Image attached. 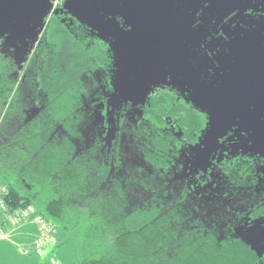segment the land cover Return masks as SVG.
I'll return each instance as SVG.
<instances>
[{
    "label": "trees",
    "instance_id": "16d2710c",
    "mask_svg": "<svg viewBox=\"0 0 264 264\" xmlns=\"http://www.w3.org/2000/svg\"><path fill=\"white\" fill-rule=\"evenodd\" d=\"M58 10L24 68L0 42V185L8 208L43 199L37 216L55 232L83 229L80 264L264 262L242 239H221L193 221L185 207L191 188L174 183L179 153L204 116L171 93L145 103L136 119L128 106H111L110 45Z\"/></svg>",
    "mask_w": 264,
    "mask_h": 264
},
{
    "label": "flooded vegetation",
    "instance_id": "af4514ba",
    "mask_svg": "<svg viewBox=\"0 0 264 264\" xmlns=\"http://www.w3.org/2000/svg\"><path fill=\"white\" fill-rule=\"evenodd\" d=\"M76 1L78 5L84 2ZM112 1L95 0V4L100 12L99 20L117 39L129 44L139 56L140 63L130 67V79L136 77L138 69L145 66L144 60L148 58L161 62L180 82L197 90V87L189 85L187 74L181 69L173 70L164 57L166 29L169 26L166 19L170 16L179 39L177 57L182 65L190 69L194 78L201 83L218 89L233 88L232 91L223 93L230 97L231 108L226 112V116L214 125L207 112L197 109L171 88H156L146 96L144 104L161 94L171 93L189 109L205 118V123L192 131L191 143H186L180 151L175 171L179 172L178 162L183 156H187L192 162L197 158L193 164L194 178L202 175L201 165L205 162L209 172L217 169L228 170L234 175L236 184L248 182L256 169L264 165V156L260 153H244L242 150L232 155L236 145L233 130L239 122L253 127L259 139V146L264 149V0ZM74 2L75 0H62L60 5L62 8L59 10L56 8L59 12L57 16L63 17L66 21L69 19L70 25L72 20H76L89 30L93 39L105 41L110 45L107 40L100 38L90 28L72 17L65 6L69 4V8H73L74 11H81L75 8ZM56 9L47 18L46 26L49 19L57 14ZM193 40L199 45L197 59L190 55ZM112 71L114 83L116 70L113 52ZM198 72L205 77H198ZM114 91L115 88L112 89L110 96ZM128 98L124 100L127 103L122 99L120 101L116 99L114 106L118 108L120 104L126 105L132 114L137 108L131 96ZM144 104L140 115L143 113ZM229 120H232L229 125H223L220 130L216 129V126L226 124ZM173 130L176 131V136L183 138V129L179 124H175ZM207 135L208 141L202 145ZM259 213L264 215V202L253 210L254 215L257 216Z\"/></svg>",
    "mask_w": 264,
    "mask_h": 264
},
{
    "label": "rangeland",
    "instance_id": "374dc122",
    "mask_svg": "<svg viewBox=\"0 0 264 264\" xmlns=\"http://www.w3.org/2000/svg\"><path fill=\"white\" fill-rule=\"evenodd\" d=\"M65 7L73 18L110 43L116 70L115 91L108 97L111 106L116 104V99L125 102L124 100H128L131 96L137 108L134 113L132 112L131 117L136 119L140 115L146 96L153 89L168 87L180 93L197 109L207 112L213 125L226 116V112L231 108V99L227 93L198 91L191 88L180 82L159 61L145 59V66L138 69L135 78L130 79V67L140 63L137 52L126 42L117 39L110 29L89 11L76 12L73 8H69V4ZM53 10L52 0H11L10 3L8 0H0V42L3 52L13 56L20 69L28 63L46 26L47 18ZM198 49V43L193 40V44L190 45V55L194 59L198 57ZM203 52L205 53L206 50ZM198 77L205 76L198 72ZM233 132H235L236 145L232 155L242 150L244 153H260L264 156V149L260 148L253 127L239 122ZM196 161L197 158L192 162L189 157L183 156L178 162L179 172H176L173 178L180 190L186 182L191 188L187 198L188 204L185 206L191 219L213 230L221 239L228 237L242 239L264 259V215L253 214L255 207L264 202V165L256 169L254 176L249 177L248 182L239 185L236 184L234 175L230 171L217 169L209 172L205 162L201 165L202 175L194 178L193 164ZM41 201L43 199L35 204V208L33 207L36 217L39 212H43ZM55 233L51 235L54 236ZM59 233L62 238L53 257L64 264H80L83 229H78L71 236L61 229ZM48 237V234L44 233L43 239Z\"/></svg>",
    "mask_w": 264,
    "mask_h": 264
},
{
    "label": "crops",
    "instance_id": "0c3cea01",
    "mask_svg": "<svg viewBox=\"0 0 264 264\" xmlns=\"http://www.w3.org/2000/svg\"><path fill=\"white\" fill-rule=\"evenodd\" d=\"M54 236L56 242L45 256L35 249L44 237L41 224L36 220L4 222L0 211V264H47L52 260L64 264L53 257L62 238L59 230Z\"/></svg>",
    "mask_w": 264,
    "mask_h": 264
},
{
    "label": "water",
    "instance_id": "95a60500",
    "mask_svg": "<svg viewBox=\"0 0 264 264\" xmlns=\"http://www.w3.org/2000/svg\"><path fill=\"white\" fill-rule=\"evenodd\" d=\"M111 2H113L112 0H110ZM11 0H8V3H10ZM75 8L79 9V10H86L89 11L90 13H92L98 20L99 17L98 15H100V12H98L97 7H96V2L95 0H84L83 3H81V5H78L77 1L75 0ZM166 22L168 23L169 26H167V36H166V48H165V54L164 57L166 58L167 63L170 65V67L174 70H179L181 69L183 72H185L187 74V81L189 83V85H192L194 87H197V90H205L208 92H216V93H224V92H228V91H232L233 88L230 89H218V88H214L211 86H208L204 83H201L200 81H197L194 78V75L192 73V71L188 68H185L182 65V62L179 60V58L177 57V49H178V45H179V39L177 38V34L175 33L176 29L174 27L173 21L171 19L170 16L167 17ZM176 53V55H175ZM232 122V120H229L228 123L226 124H221L216 126V129L220 130L221 127L223 125H229ZM215 129V131H216ZM210 131V130H209ZM208 131V134H209ZM206 141H208V135L204 138L203 144H206ZM211 141V140H210Z\"/></svg>",
    "mask_w": 264,
    "mask_h": 264
},
{
    "label": "built area",
    "instance_id": "2783aa9c",
    "mask_svg": "<svg viewBox=\"0 0 264 264\" xmlns=\"http://www.w3.org/2000/svg\"><path fill=\"white\" fill-rule=\"evenodd\" d=\"M53 8H59L62 3V0H52ZM6 195L7 190L5 187L0 185V211L3 213L4 222H21V221H29V220H36L38 223L41 224L44 233L48 234V238H45L37 243L35 249L42 253L45 256H48L50 248H52L56 242L54 240V236L52 233H55L53 227L43 220L40 216H35L34 208L33 207H20L13 210H10L6 203ZM54 237V238H53ZM47 264H58L56 261H49Z\"/></svg>",
    "mask_w": 264,
    "mask_h": 264
}]
</instances>
